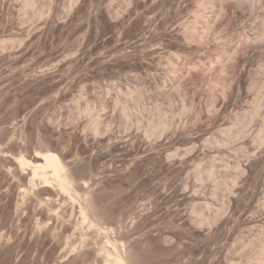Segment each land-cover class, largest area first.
<instances>
[{
  "label": "rangeland",
  "instance_id": "374dc122",
  "mask_svg": "<svg viewBox=\"0 0 264 264\" xmlns=\"http://www.w3.org/2000/svg\"><path fill=\"white\" fill-rule=\"evenodd\" d=\"M105 249L264 264V0H0V264Z\"/></svg>",
  "mask_w": 264,
  "mask_h": 264
},
{
  "label": "bare ground",
  "instance_id": "6f19581e",
  "mask_svg": "<svg viewBox=\"0 0 264 264\" xmlns=\"http://www.w3.org/2000/svg\"><path fill=\"white\" fill-rule=\"evenodd\" d=\"M35 159L36 161H31L26 159L24 156H17L16 157V161L20 164L21 167L26 166H30L29 168L32 169V174H33V180H35V178L37 176H39L42 180V182L46 185L48 183H50L53 180H55V183H58V186L65 191H69L71 190V179L69 178V175L67 174L66 171V165L64 164V162L62 161L60 155L50 149L47 150H38L35 154ZM35 177V178H34ZM52 178V179H51ZM32 180V181H33ZM36 181V180H35ZM34 182V181H33ZM40 182V181H39ZM41 182V183H42ZM73 182V180H72ZM74 183V182H73ZM34 185L36 187V184L34 182ZM42 185V184H40ZM73 187V186H72ZM27 189V188H26ZM76 190V189H75ZM69 192L67 194H69ZM71 194V193H70ZM78 194V193H77ZM70 196V195H69ZM77 197V196H76ZM83 206V205H82ZM85 206V205H84ZM87 209H82L81 212L83 214V220L84 221H88L89 223L93 224V221H91L88 212L86 211ZM84 223V222H82ZM95 223V222H94ZM100 225V224H99ZM93 227V226H92ZM99 227V226H98ZM91 228V226L89 227V229ZM96 228V227H95ZM103 228V227H102ZM107 228V227H106ZM93 229V228H92ZM101 229V226H100ZM99 229V230H100ZM104 229V228H103ZM108 230V229H106ZM98 231V230H97ZM110 231V230H109ZM114 232V231H113ZM103 234V233H102ZM109 235V234H108ZM110 239V237H109ZM104 241V240H103ZM107 241L109 242L110 240H108V238L106 237V243ZM113 241V240H112ZM98 244V242H97ZM105 244V243H104ZM124 245V244H123ZM105 246V245H104ZM118 246V245H117ZM102 247V246H101ZM114 247V246H113ZM115 247H116V243H115ZM107 248V247H106ZM123 249V248H122ZM106 250V249H105ZM117 250V249H116ZM106 252L108 253L109 257L112 259V261H114L116 264L117 263H125L124 261V257H122L120 254H117L118 251H112L110 252L109 249L106 250ZM116 252V253H115ZM106 253V254H107ZM112 253V254H111ZM114 253V254H113ZM119 253V252H118ZM108 257V258H109ZM127 258V257H126ZM110 259H108L109 261ZM113 262V263H114ZM108 263V262H107ZM111 263V262H110Z\"/></svg>",
  "mask_w": 264,
  "mask_h": 264
}]
</instances>
